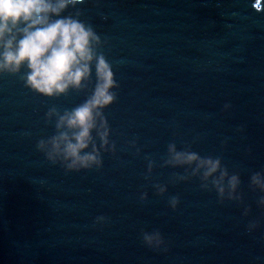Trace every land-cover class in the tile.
Segmentation results:
<instances>
[{"label": "water", "instance_id": "95a60500", "mask_svg": "<svg viewBox=\"0 0 264 264\" xmlns=\"http://www.w3.org/2000/svg\"><path fill=\"white\" fill-rule=\"evenodd\" d=\"M80 9L108 42L101 51L120 85L105 112L117 153L100 170L53 165L36 147L55 133L45 113L89 90L46 99L19 75H0V264H264V209L250 188L264 170V0H85ZM170 143L222 158L241 176L243 204H221L195 177L174 182L185 170L161 167ZM153 231L166 253L143 243Z\"/></svg>", "mask_w": 264, "mask_h": 264}, {"label": "clouds", "instance_id": "9594fccd", "mask_svg": "<svg viewBox=\"0 0 264 264\" xmlns=\"http://www.w3.org/2000/svg\"><path fill=\"white\" fill-rule=\"evenodd\" d=\"M84 3L85 0H0V75H19L25 87L46 99L89 90L75 107L63 111L56 106L48 109L45 119L48 124L54 122L55 133L36 145L49 162L58 164L66 173L100 170L104 154L117 153L105 112L116 103L120 85L112 64L101 51L108 42L92 24L81 19L80 5ZM243 129L242 125L238 130ZM129 147L140 155L136 141H129ZM147 159L150 176L156 163ZM161 167L184 169L185 174L177 175L174 182L195 177L202 190L216 192L221 204H243L241 176L231 172L220 157L201 156L190 147L180 149L170 143ZM153 187L160 194L167 192L166 185L156 183ZM250 188L261 194L257 206L264 209V170L252 173ZM147 197L145 192L140 199ZM179 203V196L169 199L173 210ZM249 212L250 207L245 208L243 215L248 216ZM96 219L103 221L105 217ZM258 226L259 221L252 220L247 231L251 233ZM142 240L158 253L168 251L159 231L144 232Z\"/></svg>", "mask_w": 264, "mask_h": 264}]
</instances>
